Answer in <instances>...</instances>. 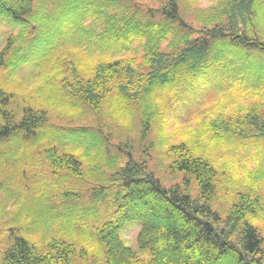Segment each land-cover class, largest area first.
I'll use <instances>...</instances> for the list:
<instances>
[{
	"label": "trees",
	"instance_id": "16d2710c",
	"mask_svg": "<svg viewBox=\"0 0 264 264\" xmlns=\"http://www.w3.org/2000/svg\"><path fill=\"white\" fill-rule=\"evenodd\" d=\"M137 1L42 0L35 8L34 0H0L1 17H27L26 24L33 27L46 25L57 10L67 13L63 25L71 28L63 30L73 33L70 41L85 50L90 64L77 55L72 67L66 69L67 75L60 80L45 78L38 85L39 91L45 87V93L66 104L65 111L53 110L56 114L72 117L69 107H80L82 120L86 121L89 108L98 110L116 98L124 103L125 114L137 120V106L154 88L189 87L190 81L208 75L211 80L221 76L235 84L222 106L228 107V102L234 100L248 101L246 108L228 117H216L219 124L208 122L192 139L170 147V169L194 178L200 189L196 198L179 187H164L149 174L146 166L135 160L128 139L125 143L130 147L124 143L125 149L121 145L118 148L127 154L118 169H112L116 157L106 153L113 160L108 168V184L116 181L122 198L115 220L97 232L106 247L105 264H264V226L257 228L243 222L244 212L253 210L252 201L239 194L242 202L237 210L228 214L214 211L210 203L217 192L219 175L198 148V144L207 145L214 151L223 145L239 150L250 139H264V0H154L158 6L146 9L141 6L144 2L140 7ZM202 2L208 5L202 6ZM100 19L103 22L98 29L96 22ZM141 38L146 43L142 61L137 64L125 53ZM10 42L0 51V67L11 54ZM19 52L20 48L11 57ZM17 58L23 61L26 57ZM19 68H14L15 74ZM11 98L13 95L0 89V113L4 118L0 136H18L24 141L44 137L39 149L47 158H54L48 166L79 175L77 157L94 151L84 141L100 144L101 135L87 121L77 126L53 123L51 114L39 105L27 107L19 115L7 109ZM129 120L124 127L136 138L137 122ZM144 126L145 130L150 128L146 122ZM108 144L104 152L111 150ZM101 149L99 145L97 152ZM58 159L60 163H55ZM184 183L188 185V179ZM132 225L138 227L137 250L122 237ZM147 252L148 260L142 258ZM74 253L72 245L62 243L53 257L24 238L15 237L5 252L4 263L68 264Z\"/></svg>",
	"mask_w": 264,
	"mask_h": 264
},
{
	"label": "rangeland",
	"instance_id": "374dc122",
	"mask_svg": "<svg viewBox=\"0 0 264 264\" xmlns=\"http://www.w3.org/2000/svg\"><path fill=\"white\" fill-rule=\"evenodd\" d=\"M142 2L145 5L141 6L145 9L158 6L154 0H139L137 6ZM34 3L36 8L42 4V0H34ZM205 5L208 2H202V6ZM51 15L46 25L35 26L38 27L35 30V27L26 24L27 17L0 16V51L11 40V54L8 60L6 58V64L0 67V89L13 95L7 109L21 115L25 108L39 105L51 114L53 123L86 125L87 121L90 128L101 135L104 143L84 141L85 146L94 148V151L93 154L85 151L77 157L81 171L75 175L66 168L48 166L54 158H47L39 149L44 144V137L24 141L18 136H0V264H5V252L12 246L15 237L24 238L38 251L50 252L53 257L57 256L60 244L72 245L75 253L69 256L68 264H105L106 247L97 237V232L115 220L122 198L120 185L116 181L108 184V168L113 160L106 153L116 157L112 169H118L127 159V154L118 148L121 145L125 149L123 144L129 140L128 144L134 147L135 160L143 163L147 172L164 187H179L184 194L196 198L200 195V189L194 178L170 169L173 159L168 153L170 147L192 139L197 130H202L208 122L219 124L216 117H228L246 108L248 101L234 100L230 104L228 102V107L222 106L223 99L235 89V84L221 76L213 80L209 75L201 77L195 82L190 81L189 87H156L137 106V120L134 119L137 122L136 138L129 135L124 127L125 121L134 120L125 114L124 103L116 98L110 97V102L102 104L98 110L89 108L86 121L82 120L80 107H69L72 117L56 114L53 110L65 111L66 104L58 101L54 95L45 93V87L39 91L38 85L45 78L60 80L67 75L69 72L66 69L72 67L77 55L87 65L90 60L83 48L70 41L73 33L63 30L71 28L63 25L66 11L57 10ZM102 22L101 19L97 20L98 29H101ZM145 43V38L134 42L125 56L134 57L140 64ZM19 48L21 52L11 57L12 52ZM20 55L26 57L24 62L17 58ZM96 55L97 51L93 58ZM18 66L20 68L15 74L14 68ZM39 69H42L41 74ZM123 116L126 119L124 122ZM3 121L0 113V125ZM144 122L150 126L147 130L146 126L143 127ZM107 143L111 150L109 148L108 152H104ZM128 144L125 143L127 147ZM99 145L101 152H97ZM198 146L219 175L211 208L228 214L241 204L239 194L249 196L253 210L244 212L243 222L257 228L263 227L264 139H250L239 150L219 145L221 147L211 151L207 145ZM112 149H115V153ZM55 163H60V160ZM220 165L223 169H219ZM253 172L254 175H251ZM186 179L188 185L184 183ZM137 231L138 227L132 225L122 234L134 250H137ZM142 258L148 260L149 253Z\"/></svg>",
	"mask_w": 264,
	"mask_h": 264
}]
</instances>
